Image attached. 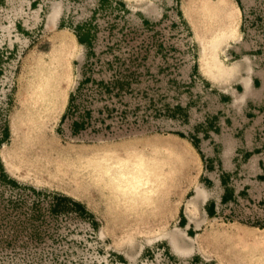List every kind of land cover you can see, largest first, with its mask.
Here are the masks:
<instances>
[{
    "label": "rangeland",
    "instance_id": "rangeland-1",
    "mask_svg": "<svg viewBox=\"0 0 264 264\" xmlns=\"http://www.w3.org/2000/svg\"><path fill=\"white\" fill-rule=\"evenodd\" d=\"M214 1L0 0V264H264V0Z\"/></svg>",
    "mask_w": 264,
    "mask_h": 264
},
{
    "label": "bare ground",
    "instance_id": "bare-ground-1",
    "mask_svg": "<svg viewBox=\"0 0 264 264\" xmlns=\"http://www.w3.org/2000/svg\"><path fill=\"white\" fill-rule=\"evenodd\" d=\"M224 1L223 0L214 1L216 8L222 10L223 12H225L227 7ZM205 6H207V4ZM19 131L20 129L13 121V123L11 124V134L13 136L12 147L10 149L5 148L2 152V156L4 160H6L8 167L11 166V160H9L11 155L13 156L14 154H17L18 151V137L21 134V131L20 132ZM31 155L32 157L29 156V158L32 160L34 158L33 157L34 153H32ZM31 160L22 166L24 170L27 172V174L29 173L35 178H43L45 181L57 182L60 185L67 186L70 188L75 186H86V184L88 183L90 185V181L91 182L96 181V176L100 173L101 170H103L104 167H105L104 168L105 172L108 173L112 179L123 177V178H128L129 180H131V182L141 181V179L138 176H135L134 172L124 169V165L121 163L122 161H119L117 167H115L114 165V168H112V164L110 166L108 162L106 163V161H102L100 168L97 166L89 165L87 167L84 165L85 167H82L80 170L73 171L72 169H64L58 164L57 165L51 163L44 164V163H38L37 159L32 161ZM173 247L174 250H177L175 244H173Z\"/></svg>",
    "mask_w": 264,
    "mask_h": 264
},
{
    "label": "crops",
    "instance_id": "crops-1",
    "mask_svg": "<svg viewBox=\"0 0 264 264\" xmlns=\"http://www.w3.org/2000/svg\"><path fill=\"white\" fill-rule=\"evenodd\" d=\"M243 71L246 74H249V76L243 77L241 81L244 86L245 93L248 92V97L259 95L260 91L257 89V86L260 84L259 86L264 88V70L260 67L251 66L249 68H245Z\"/></svg>",
    "mask_w": 264,
    "mask_h": 264
},
{
    "label": "trees",
    "instance_id": "trees-1",
    "mask_svg": "<svg viewBox=\"0 0 264 264\" xmlns=\"http://www.w3.org/2000/svg\"><path fill=\"white\" fill-rule=\"evenodd\" d=\"M237 2L240 5L239 0H237ZM75 34H76V37H77V40H78L79 43L83 44L84 46L88 45V37H89L88 35L89 34H88V29L87 28H85L83 26H78L76 28ZM192 141H194V140H192ZM194 143H195V141H194Z\"/></svg>",
    "mask_w": 264,
    "mask_h": 264
}]
</instances>
